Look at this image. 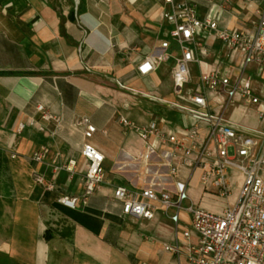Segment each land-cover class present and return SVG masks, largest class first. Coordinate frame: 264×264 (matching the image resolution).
Returning <instances> with one entry per match:
<instances>
[{
    "label": "crops",
    "instance_id": "obj_1",
    "mask_svg": "<svg viewBox=\"0 0 264 264\" xmlns=\"http://www.w3.org/2000/svg\"><path fill=\"white\" fill-rule=\"evenodd\" d=\"M191 2L199 18L216 17L219 28L248 33L255 30L264 0ZM166 7L164 0H0V264H189L185 253L164 249L175 233L161 209L151 219L124 215L113 198L117 186L143 185L145 178L144 167L135 164L144 140L121 118L138 126L156 121L178 136L197 121L141 94L179 100L173 57L149 74L137 70L169 36ZM197 39L200 61L192 68L193 81L212 69L236 80L241 54L225 57L215 33L200 32ZM175 49L171 43L170 51ZM247 77L263 95L264 68L259 73L257 64L250 65ZM209 98L210 109L218 112L221 96ZM40 104L51 118H43ZM258 107L236 100L225 116L264 129ZM83 116L97 128L89 139L76 125ZM206 126L200 122L202 137ZM85 142L104 154L105 180L86 205L72 208L58 198L83 192ZM171 146L158 143L157 152ZM38 151L41 161L32 158ZM173 161L177 178L188 181L192 201L208 209L215 196L201 188L199 170L184 166L179 152ZM34 172L54 188L37 182Z\"/></svg>",
    "mask_w": 264,
    "mask_h": 264
},
{
    "label": "built area",
    "instance_id": "obj_2",
    "mask_svg": "<svg viewBox=\"0 0 264 264\" xmlns=\"http://www.w3.org/2000/svg\"><path fill=\"white\" fill-rule=\"evenodd\" d=\"M167 7L164 19L171 25L167 39L156 50L137 64L139 74L154 71L161 61L174 58V92L179 100L167 101L152 94L141 92L153 100L162 101L196 118L183 136L165 132L156 121L135 125L126 118L120 122L132 128L144 140V148L135 158V164L144 167V184L119 185L113 198L121 202L124 215L151 219L157 209L171 220L175 239L164 246L176 256L185 253L189 264H264V129L245 126L229 120L225 113L236 101L246 106L258 107V116L264 120V94L254 92L246 72L250 65L257 64L259 73L264 68V3L253 32L221 29L216 17L199 18L191 0H164ZM200 32L216 37L223 45V54L228 57L239 52L242 56L240 74L232 81L228 74L212 69L194 82L192 68L199 63L197 50L201 42ZM171 43L176 46L170 51ZM118 86L125 87L119 81ZM209 94L221 96L219 111L210 109ZM43 111V118L52 116ZM205 121L206 131L200 135V122ZM83 128L86 139L97 131L88 116L76 120ZM170 143L171 150L157 152V144ZM182 156V164L189 170H199V183L204 192L219 197L226 203L222 210L213 212L192 201L188 181L177 178L179 169L173 161L176 153ZM82 154L88 162L84 174V188L80 195H62L58 201L77 208L86 205L90 196L105 180L104 154L91 143L85 142ZM32 158L41 161V152ZM75 161L69 164L70 169ZM165 168V171H164ZM242 173L241 187L234 201L228 173ZM189 174L188 177H190ZM149 177H151L149 179ZM37 182L53 189L43 176L34 172ZM196 235L193 241L192 234Z\"/></svg>",
    "mask_w": 264,
    "mask_h": 264
},
{
    "label": "rangeland",
    "instance_id": "obj_3",
    "mask_svg": "<svg viewBox=\"0 0 264 264\" xmlns=\"http://www.w3.org/2000/svg\"><path fill=\"white\" fill-rule=\"evenodd\" d=\"M242 173L238 170L232 169L229 173H228V179L230 180V184H231V190H232V194L230 196V202L234 203L240 187H241V178H242ZM212 196H215V193L213 192L211 194ZM223 205V202L221 200V198H219L218 196L215 198H210V202H209V207L208 209L210 211L213 212H219L221 210V207ZM206 208V207H205Z\"/></svg>",
    "mask_w": 264,
    "mask_h": 264
}]
</instances>
